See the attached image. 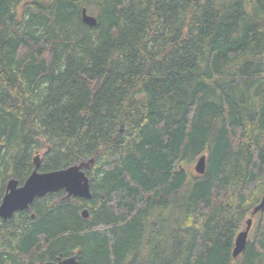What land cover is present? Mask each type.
Instances as JSON below:
<instances>
[{"label": "trees", "instance_id": "trees-1", "mask_svg": "<svg viewBox=\"0 0 264 264\" xmlns=\"http://www.w3.org/2000/svg\"><path fill=\"white\" fill-rule=\"evenodd\" d=\"M35 151L95 156L91 197L1 222L0 264H264V0H0V201Z\"/></svg>", "mask_w": 264, "mask_h": 264}, {"label": "water", "instance_id": "water-1", "mask_svg": "<svg viewBox=\"0 0 264 264\" xmlns=\"http://www.w3.org/2000/svg\"><path fill=\"white\" fill-rule=\"evenodd\" d=\"M82 19L87 25L96 23L95 17L87 15L86 9L81 10ZM93 158L88 160L89 163ZM40 160L38 157L34 159L35 168L26 180L19 184L14 178L7 180L5 184V192L0 201V218L6 220L12 216L15 211L24 210L28 204L35 198L42 197L50 192H57L61 189L66 191L68 196H78L81 198L90 199L91 193L87 178L81 171L82 163H77L69 167L53 170L39 171ZM205 166V156H201L196 165L195 170L202 173ZM264 209V195L259 203L251 210L244 227L238 231L234 239V246L231 255L237 258L245 248L248 232L252 225L254 215ZM82 216H87V210L82 211ZM76 256L66 258L58 257L56 262L44 261L40 264H77Z\"/></svg>", "mask_w": 264, "mask_h": 264}, {"label": "bare ground", "instance_id": "bare-ground-1", "mask_svg": "<svg viewBox=\"0 0 264 264\" xmlns=\"http://www.w3.org/2000/svg\"><path fill=\"white\" fill-rule=\"evenodd\" d=\"M85 8V7H84ZM83 9V8H82ZM86 9V8H85ZM86 12H87V9H86ZM87 15H91V16H93V17H95L93 14H89L88 12L86 13ZM81 18H82V13H81ZM95 19H96V17H95ZM82 22H84L83 21V19H82ZM97 23V22H96ZM95 23V24H96ZM83 24H86V23H83ZM94 24V25H95ZM89 26H91V25H89ZM93 26V25H92ZM30 149V148H29ZM201 156H205L204 154H202ZM201 156H199V158L201 157ZM36 157H38L39 158V160H40V163H39V168H40V165H41V160H42V156H41V154L38 152V151H35L34 152V154H33V159H32V163H33V169H32V171L34 170V168H35V165H34V159L36 158ZM95 157V156H94ZM94 157H91V158H93V161L91 162V163H89L88 162V160L90 159H88V160H83V161H80V162H78V163H82V166H81V171L83 172V174H84V176L87 178V182H88V185H89V178H88V176L85 174V169H90L91 167H92V165H93V162H94ZM198 158V159H199ZM198 159L196 160V162H195V165H196V163H197V161H198ZM195 165H194V170H195ZM39 168H38V170H39ZM205 169H206V156H205V166H204V169H203V171H202V173H204V171H205ZM31 171V172H32ZM195 172L196 173H198V174H202V173H200L199 171H197V170H195ZM31 174V173H30ZM29 174V175H30ZM61 190H63V189H61ZM89 190H90V186H89ZM66 192V191H65ZM50 193H52V192H50ZM264 195V194H263ZM262 195V196H263ZM262 198V197H261ZM84 199H86V198H84ZM261 200V199H260ZM33 202V200L30 202V203H32ZM29 203V204H30ZM29 204H28V206H29ZM255 207V206H254ZM253 207V208H254ZM84 209H86V208H84ZM83 209V210H84ZM82 210V211H83ZM87 210V209H86ZM81 214H82V212H81ZM87 216H88V211H87ZM87 216H84V217H87ZM71 256H73V255H71ZM58 257H60V258H66V257H62V256H58ZM67 257H69V256H67ZM233 259H237V258H234V257H232ZM77 259V258H76ZM58 260V259H57ZM77 264H78V262H77Z\"/></svg>", "mask_w": 264, "mask_h": 264}, {"label": "flooded vegetation", "instance_id": "flooded-vegetation-1", "mask_svg": "<svg viewBox=\"0 0 264 264\" xmlns=\"http://www.w3.org/2000/svg\"><path fill=\"white\" fill-rule=\"evenodd\" d=\"M34 200H35V199H34ZM34 200H33V201H34ZM30 204H31V203H30ZM30 204H29V205H30ZM28 207H29V206H28ZM28 207H27L26 209H24V210H18V211H15V212L12 214V216H13L16 212H22V211H25V210H29ZM12 216H11V217H12ZM33 216H34V214H33V213H30V217L33 218ZM11 217H10V218H11ZM10 218H8V219H10ZM6 220H7V219H6ZM6 220L1 219V220H0V223H1V222H5ZM57 259H58V257H57L55 260H51V261L56 262ZM37 264H40V262L37 263Z\"/></svg>", "mask_w": 264, "mask_h": 264}, {"label": "rangeland", "instance_id": "rangeland-1", "mask_svg": "<svg viewBox=\"0 0 264 264\" xmlns=\"http://www.w3.org/2000/svg\"><path fill=\"white\" fill-rule=\"evenodd\" d=\"M90 14H91V13H90ZM193 165H194V163H191V165H190L188 168L194 172V170H193Z\"/></svg>", "mask_w": 264, "mask_h": 264}]
</instances>
